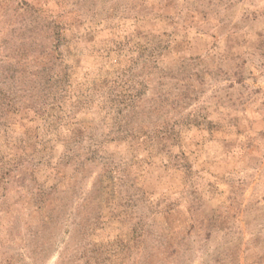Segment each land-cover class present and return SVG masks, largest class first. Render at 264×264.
I'll list each match as a JSON object with an SVG mask.
<instances>
[{"label": "rangeland", "instance_id": "374dc122", "mask_svg": "<svg viewBox=\"0 0 264 264\" xmlns=\"http://www.w3.org/2000/svg\"><path fill=\"white\" fill-rule=\"evenodd\" d=\"M0 264H264V0H0Z\"/></svg>", "mask_w": 264, "mask_h": 264}, {"label": "trees", "instance_id": "16d2710c", "mask_svg": "<svg viewBox=\"0 0 264 264\" xmlns=\"http://www.w3.org/2000/svg\"><path fill=\"white\" fill-rule=\"evenodd\" d=\"M27 22L26 18L22 19V26L23 29L25 27V23ZM46 27V28H44ZM41 29L44 31V33H41V36L36 33V31L29 30L25 31L20 29L19 31L13 30L14 34L12 35V38L10 39L12 43L18 44L17 47H19L16 51L12 52L15 57L19 58V63L23 64L22 66H30V70L28 72V78L33 77L35 78L34 83H30L29 81L25 80L27 84H29L31 87H27L25 91H38L41 94H44L47 96L49 93H55L57 89H54L53 87H58L56 74L55 76L51 74L49 70H46V68H39L36 64H46L48 62L47 55L51 53L54 49L49 48L47 43L40 44L41 39H50V37H55L58 35V33L51 32L50 26L44 25ZM48 28V29H47ZM17 32V33H16ZM11 43V44H12ZM30 48V49H29ZM41 49H45L42 51ZM25 71V68H21L17 70L18 73H23ZM27 73V70H26ZM43 79L47 80V83L49 81L51 82V85L44 83ZM53 80V81H52ZM24 87L26 85L24 84ZM12 92H17L15 88L12 90ZM11 92V93H12ZM12 95V94H10ZM9 100H15V97L9 96ZM16 102V101H15Z\"/></svg>", "mask_w": 264, "mask_h": 264}]
</instances>
